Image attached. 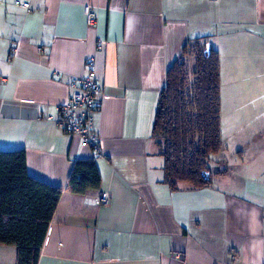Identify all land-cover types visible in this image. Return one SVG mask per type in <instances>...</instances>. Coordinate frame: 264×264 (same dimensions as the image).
<instances>
[{"label": "crops", "instance_id": "obj_1", "mask_svg": "<svg viewBox=\"0 0 264 264\" xmlns=\"http://www.w3.org/2000/svg\"><path fill=\"white\" fill-rule=\"evenodd\" d=\"M21 1L30 7L0 0V151L24 150L28 173L63 189L37 264H264V107L243 110L256 123L242 166L203 188L165 182L152 135L167 70L191 39L230 51L223 80L254 107L264 100V0ZM91 57L99 152L56 123ZM78 158L95 159L100 188L68 189ZM102 191L108 204L95 202ZM0 264H17L15 245L0 244Z\"/></svg>", "mask_w": 264, "mask_h": 264}, {"label": "trees", "instance_id": "obj_2", "mask_svg": "<svg viewBox=\"0 0 264 264\" xmlns=\"http://www.w3.org/2000/svg\"><path fill=\"white\" fill-rule=\"evenodd\" d=\"M219 51L208 37L189 40L169 66L152 135L164 158L165 182L194 188L214 183L211 156L223 148V78ZM95 159L78 158L68 189L84 194L101 186ZM63 189L31 176L24 150L0 151V244L17 247V264H37Z\"/></svg>", "mask_w": 264, "mask_h": 264}, {"label": "built area", "instance_id": "obj_3", "mask_svg": "<svg viewBox=\"0 0 264 264\" xmlns=\"http://www.w3.org/2000/svg\"><path fill=\"white\" fill-rule=\"evenodd\" d=\"M15 4L29 8L28 1L15 0ZM86 17L90 24L97 20V13L92 8H87ZM101 44L98 45V48ZM11 60V56L9 57ZM80 88L71 92L65 102L57 107V126L63 132L78 135L83 143L96 152L101 151V141L94 129V113L99 105L101 84L96 73L95 58L91 57L86 62L85 74L79 80ZM111 201V195L102 191L95 198L96 204L105 205Z\"/></svg>", "mask_w": 264, "mask_h": 264}, {"label": "rangeland", "instance_id": "obj_4", "mask_svg": "<svg viewBox=\"0 0 264 264\" xmlns=\"http://www.w3.org/2000/svg\"><path fill=\"white\" fill-rule=\"evenodd\" d=\"M213 46V45H212ZM214 47V46H213ZM218 50V49H217ZM219 51V50H218ZM230 51H219L221 68H222V78H227L230 59L226 56ZM227 65V66H225ZM236 83V84H235ZM223 105H222V127H223V148L220 152L213 154L210 160V166L213 170H224L223 174H233L236 169V166H242V157L238 152V145L246 142V136L253 134L252 131L247 132L245 127L246 122L250 125L251 128L255 125L256 117L247 116L243 110L250 109L252 106L254 110L261 111V108L264 107V100L262 98H257V103L255 108L252 104V99L250 98L252 93L245 91L243 84H240L239 81L233 82L230 84L226 79L223 80ZM234 110V111H233ZM249 117L248 121L247 118ZM238 118V120H234ZM258 122V121H257ZM242 127L241 138L236 136L233 132V127L238 124ZM240 141V142H239ZM161 162L163 158L157 155ZM246 158V156H245ZM244 158V161H245Z\"/></svg>", "mask_w": 264, "mask_h": 264}]
</instances>
